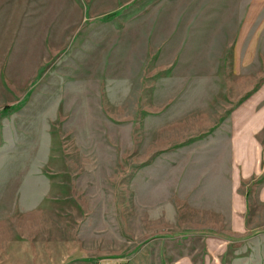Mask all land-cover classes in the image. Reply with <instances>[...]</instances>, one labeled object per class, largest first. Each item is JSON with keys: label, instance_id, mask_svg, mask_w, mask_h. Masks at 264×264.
<instances>
[{"label": "rangeland", "instance_id": "1", "mask_svg": "<svg viewBox=\"0 0 264 264\" xmlns=\"http://www.w3.org/2000/svg\"><path fill=\"white\" fill-rule=\"evenodd\" d=\"M258 216L264 0H0V264H264Z\"/></svg>", "mask_w": 264, "mask_h": 264}, {"label": "crops", "instance_id": "2", "mask_svg": "<svg viewBox=\"0 0 264 264\" xmlns=\"http://www.w3.org/2000/svg\"><path fill=\"white\" fill-rule=\"evenodd\" d=\"M247 160H248L247 161L248 164L255 165L257 163V161H256L257 160V156L254 154V156L252 158L251 157L250 158H247ZM255 171L256 170H253L252 171L253 173H247V174H245L244 177L245 178H250L251 176L257 175V174H254ZM256 172L260 173V168ZM236 219H239V221H241V224L239 226H237V229L240 230V231H244L245 230V224H244V221H243L242 217L240 216V218H239V216H235V221L237 223V220ZM256 223H260L261 225H264V217L261 218V217L258 216V220H257ZM235 228H236V226H235Z\"/></svg>", "mask_w": 264, "mask_h": 264}]
</instances>
